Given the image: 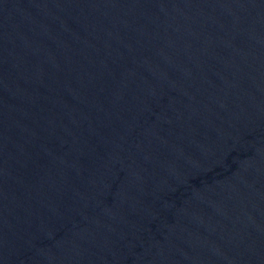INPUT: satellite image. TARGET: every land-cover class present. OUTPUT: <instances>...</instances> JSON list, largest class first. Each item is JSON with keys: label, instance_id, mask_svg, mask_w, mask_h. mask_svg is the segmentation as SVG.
<instances>
[{"label": "water", "instance_id": "obj_1", "mask_svg": "<svg viewBox=\"0 0 264 264\" xmlns=\"http://www.w3.org/2000/svg\"><path fill=\"white\" fill-rule=\"evenodd\" d=\"M0 264H264V0H0Z\"/></svg>", "mask_w": 264, "mask_h": 264}]
</instances>
